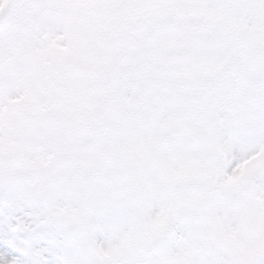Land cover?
<instances>
[{
	"label": "snow or ice",
	"instance_id": "1",
	"mask_svg": "<svg viewBox=\"0 0 264 264\" xmlns=\"http://www.w3.org/2000/svg\"><path fill=\"white\" fill-rule=\"evenodd\" d=\"M90 178L0 189V264H264V82L172 109Z\"/></svg>",
	"mask_w": 264,
	"mask_h": 264
},
{
	"label": "rangeland",
	"instance_id": "2",
	"mask_svg": "<svg viewBox=\"0 0 264 264\" xmlns=\"http://www.w3.org/2000/svg\"><path fill=\"white\" fill-rule=\"evenodd\" d=\"M13 1L0 0V6L10 4L12 10L7 27L11 30L0 35V55L9 62L2 66L0 60V76L8 67L11 69V77L1 83L0 135L16 129L15 137L22 139L17 144H23L33 133L27 125L34 124L32 130L38 131V138L51 151L40 161L42 170L55 166V156L58 174L78 173V178L71 180L74 185L82 181L79 163L86 157L73 143L71 130L84 119L80 105L90 90L96 99L92 128L97 131L110 117L116 122L103 135L88 132L87 126V146L98 156L133 139L147 121L158 118L166 109L174 110L183 120L194 94L200 96L196 117L203 119L207 100L216 93L225 97L232 75L257 88L264 82V0H197L202 1L201 17L198 10L193 13L191 21L195 25L185 37L174 28L163 32L159 26L153 27L163 23L166 12L176 10L178 4L187 2V10H191L197 4L193 0H149L137 12L117 21L109 19L101 0H76L83 9L78 14L73 0H65L69 18L45 11L53 6V0ZM76 19L80 23L78 35L67 37L70 30L59 28L63 24L71 28ZM104 27L106 31L100 32ZM147 31L150 36L145 37ZM19 49L23 54L12 65ZM92 50L107 54L101 69L91 64ZM110 61L117 62L119 71ZM47 76L55 77L46 82ZM93 78L92 87H85V81ZM127 86L133 91L125 102L121 87ZM38 88L39 95L34 93ZM28 103L40 106L45 113L29 114ZM136 107H140L142 116H137ZM63 140L73 149L70 160L61 159L58 153ZM26 151L29 154L23 158L35 159L34 144ZM1 170L0 160V175ZM92 171L93 166L88 178ZM29 173L35 176L33 170Z\"/></svg>",
	"mask_w": 264,
	"mask_h": 264
}]
</instances>
